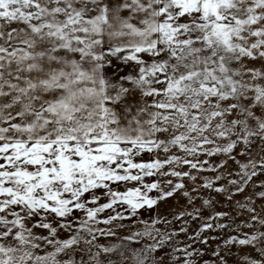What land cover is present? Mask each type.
I'll list each match as a JSON object with an SVG mask.
<instances>
[{"label": "rangeland", "instance_id": "374dc122", "mask_svg": "<svg viewBox=\"0 0 264 264\" xmlns=\"http://www.w3.org/2000/svg\"><path fill=\"white\" fill-rule=\"evenodd\" d=\"M59 143L153 211L2 222L0 264H264V0H0V150Z\"/></svg>", "mask_w": 264, "mask_h": 264}, {"label": "crops", "instance_id": "0c3cea01", "mask_svg": "<svg viewBox=\"0 0 264 264\" xmlns=\"http://www.w3.org/2000/svg\"><path fill=\"white\" fill-rule=\"evenodd\" d=\"M11 153L0 150V224L54 220L71 227L82 219L127 223L148 218L153 211L152 199L126 188L138 176L142 182L144 174L117 145L80 149L31 144Z\"/></svg>", "mask_w": 264, "mask_h": 264}]
</instances>
